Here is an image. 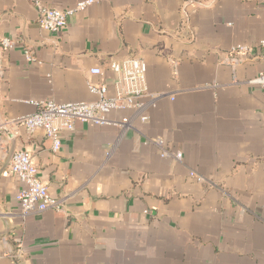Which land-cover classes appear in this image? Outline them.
I'll use <instances>...</instances> for the list:
<instances>
[{"label":"crops","instance_id":"crops-1","mask_svg":"<svg viewBox=\"0 0 264 264\" xmlns=\"http://www.w3.org/2000/svg\"><path fill=\"white\" fill-rule=\"evenodd\" d=\"M4 36L1 120L62 210L22 218L23 183L1 172L0 264H264V87L247 82L264 61L232 67L227 55L264 39V0H93L56 32L28 0H0ZM131 56L159 93L147 121L122 129L131 108L75 121L55 152L43 130L10 123L38 101L97 99L88 82L113 96L108 64ZM0 136L1 168L10 140Z\"/></svg>","mask_w":264,"mask_h":264},{"label":"built area","instance_id":"built-area-1","mask_svg":"<svg viewBox=\"0 0 264 264\" xmlns=\"http://www.w3.org/2000/svg\"><path fill=\"white\" fill-rule=\"evenodd\" d=\"M37 12V22L43 29L56 32L61 29L67 18L76 11L83 10L93 0H79L73 6L67 8H54L42 2V0H28ZM185 16L187 13L183 10ZM13 46V40L4 36L0 39V47L7 49ZM27 59H31V53L24 51ZM228 61L232 67L257 61H264V39L255 44H237L227 52ZM108 68L114 75L115 94L107 96L104 83L88 82V88L97 94V99L92 101H69L57 103L52 99L35 102L36 109L26 115L12 120L16 127H24L28 134L37 130H43L50 140V148L57 151L61 143V133L70 131L75 121L92 122L103 124L107 121L106 114L112 109L131 108V117H123L118 125L122 129L133 127V119L142 122L148 120L147 111L151 108L159 93L148 90L146 82V65L136 56L109 62ZM90 73L99 74V68L90 69ZM250 84H259L264 87V71L258 73L252 79L247 80ZM160 147L161 154L171 155L177 159L180 152L171 151L161 139H155ZM2 139L0 136V148ZM9 172L23 183V187L17 194L20 205V214L24 218L31 213L54 208L62 210V205L55 197L51 196L46 185L38 178L36 168L30 153L25 149L15 150L8 165ZM17 245L20 246V241Z\"/></svg>","mask_w":264,"mask_h":264},{"label":"water","instance_id":"water-1","mask_svg":"<svg viewBox=\"0 0 264 264\" xmlns=\"http://www.w3.org/2000/svg\"><path fill=\"white\" fill-rule=\"evenodd\" d=\"M0 128L1 130L7 132V136L10 140V147H9V151H8V154H7V157L2 165V167L0 168V173L3 172L9 165L11 159H12V156L16 150V139L15 137L6 129L3 121L1 120V117H0ZM4 219V222H5V229L0 233V237L7 234L8 231H9V221H8V218L7 217H3Z\"/></svg>","mask_w":264,"mask_h":264}]
</instances>
